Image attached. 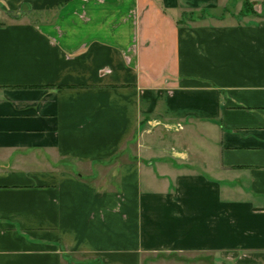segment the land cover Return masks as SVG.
I'll use <instances>...</instances> for the list:
<instances>
[{
	"label": "crops",
	"instance_id": "0c3cea01",
	"mask_svg": "<svg viewBox=\"0 0 264 264\" xmlns=\"http://www.w3.org/2000/svg\"><path fill=\"white\" fill-rule=\"evenodd\" d=\"M0 264H264V0H0Z\"/></svg>",
	"mask_w": 264,
	"mask_h": 264
},
{
	"label": "rangeland",
	"instance_id": "374dc122",
	"mask_svg": "<svg viewBox=\"0 0 264 264\" xmlns=\"http://www.w3.org/2000/svg\"><path fill=\"white\" fill-rule=\"evenodd\" d=\"M234 12H236L235 9H234ZM250 14L252 15L253 12L251 11ZM238 15H239V16H238ZM241 15H242V13H241V11H240V12H238V14H235L234 17H235V18H240ZM196 142H197V140H196ZM204 172H205L206 174H208V175L211 174V173H209L208 171H204Z\"/></svg>",
	"mask_w": 264,
	"mask_h": 264
},
{
	"label": "trees",
	"instance_id": "16d2710c",
	"mask_svg": "<svg viewBox=\"0 0 264 264\" xmlns=\"http://www.w3.org/2000/svg\"><path fill=\"white\" fill-rule=\"evenodd\" d=\"M248 4H246L245 6H247ZM247 7H245V10H246Z\"/></svg>",
	"mask_w": 264,
	"mask_h": 264
}]
</instances>
